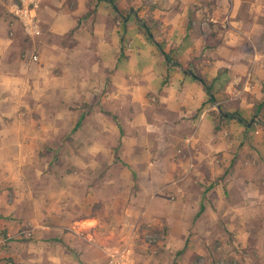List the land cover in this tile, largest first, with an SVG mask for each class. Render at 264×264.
Segmentation results:
<instances>
[{"label": "crops", "instance_id": "1", "mask_svg": "<svg viewBox=\"0 0 264 264\" xmlns=\"http://www.w3.org/2000/svg\"><path fill=\"white\" fill-rule=\"evenodd\" d=\"M201 1L205 0H118V7L126 9L132 4L141 8L142 13L146 12L144 8H151L153 25L157 23L154 26L155 39L163 49L171 53L181 67L196 65L203 75L214 80H221L224 72L231 83L227 89L231 101L239 99L240 111L247 114L254 106L248 102L250 96L257 100L264 98V3L260 0L213 1V17L219 20L224 13H229L231 28L222 34L216 48L205 50L207 37L199 28L202 7L198 11L195 8L202 6ZM43 4L47 31L54 38L53 41L47 39L39 47L40 63L36 72L30 70L33 68L30 61L0 59V189L12 190L15 196L14 203L7 204L0 195V228L8 237L17 233V218L24 217L28 205L34 204L38 211L44 202L42 199L49 194L44 187L37 186L35 180L43 174L36 167L39 158L36 154L46 146L45 134L37 135V145L31 140L27 143L29 125L18 114L19 105L16 103L18 99L22 101L23 96L18 87L28 86L31 80L39 83V87L53 81L44 90L48 93L52 88L58 95L54 131L58 135L61 127L70 130L75 141L65 146L71 154L67 162L85 168L87 177L95 176L104 161L113 164L117 160L126 164L127 154L132 162H136L141 153L160 157L161 147L176 146L178 122L188 128L197 126L198 140L213 145L215 151L219 149L215 141L212 144L215 138L205 130L213 125L212 117L204 112L197 122L193 120L208 100L204 87L194 78L193 72L180 73L169 68L159 49L143 35L137 16L129 20L125 33L124 28L121 32V27L111 24L115 10L109 0H44ZM23 29L21 23L0 19V58L4 52L16 49L17 36ZM123 33L130 43L123 44ZM26 67L29 77L24 75ZM248 77L253 80V85L237 90L235 84ZM150 93L160 96L165 106H171L172 97L173 103L177 104L178 118L166 129L156 125L157 120L165 116L147 109L146 98ZM78 97L87 101L100 98L103 110L96 111L92 106L95 110L87 121L75 117L71 107L73 99ZM69 98L72 104L69 103L71 107L67 111L61 106L63 102H69ZM104 111L119 121L110 120ZM125 129L129 135L121 141L120 136L126 135ZM81 130L87 132L88 137L79 140L76 134ZM118 133L120 150L111 144ZM161 135L168 136L167 140H162ZM260 150L264 156V141ZM100 156L102 162L99 163ZM166 158L169 162L170 158L174 161V150ZM152 166L150 162L151 169L146 174L152 178L161 177ZM77 185L60 188L61 194L65 198L75 195L77 200L74 202L86 208L93 201L88 204L90 198L83 196L84 192ZM159 199L160 195L154 201L157 203ZM65 213L69 217H64L62 211L37 213V220L51 218L56 230L49 235L39 233L34 242L22 247L20 255L9 256L15 262L20 257L21 264H105V257L100 252L85 247L75 234L63 231L65 226L74 225L78 233L83 228H92L96 222L75 220L71 212Z\"/></svg>", "mask_w": 264, "mask_h": 264}, {"label": "rangeland", "instance_id": "2", "mask_svg": "<svg viewBox=\"0 0 264 264\" xmlns=\"http://www.w3.org/2000/svg\"><path fill=\"white\" fill-rule=\"evenodd\" d=\"M43 1L38 10L39 33L30 36L24 24L11 12L17 0H0V19L21 23L24 28L16 35V49L4 52L0 59L30 61L33 73L40 63L39 47L47 39L53 41L54 38L47 31ZM213 1L215 0L201 1L202 6L195 7L197 11L202 7L199 28L207 37L205 48L210 45L216 48L221 42L222 34L231 28L229 13H224L219 20L213 17ZM260 1L264 3V0ZM115 2L119 6L118 0ZM122 8L120 7V13L113 11L115 16L111 24L121 27L123 32L124 19L129 22L132 17L137 16L138 21H147L156 37L154 26L157 23L153 25L151 8H144V13L141 8L132 4H128L126 9ZM12 33L15 36L13 31ZM126 41L127 44L130 43L127 35ZM208 55L211 56V53ZM173 58L178 61L174 56ZM173 65H170L172 71H186L187 74L191 71L195 76H202L213 87L216 103H211L208 97L193 120L197 122L204 112L212 117L213 125L205 130L208 134L211 133L210 137L216 139L212 144L215 141L219 149L215 151L213 145L209 146L198 140L200 137L197 126L188 128L184 123L178 122L180 129L175 133L178 140L176 146L161 147L160 157L142 155L140 152V157L132 162L128 160L130 157L127 154L126 164L117 160L113 164L104 161L102 168L92 177L86 176L85 168L67 162L71 154L65 146L75 141L70 136V130L61 127L58 135L54 131L58 95L52 88L48 93L44 90L53 81L47 82L45 87H39V83L31 80L27 83L28 86L18 87L20 93H23L22 101L18 99L16 102L19 105L18 114L29 125L27 143L31 140L35 144L37 135L45 134L46 146L36 154L39 156L36 167L43 174L35 180L37 186L44 187L49 194L42 199L44 202L38 211L34 204H29L28 210L23 213L24 217L17 218L19 229L14 236L3 235L4 230L0 228V264H21L18 261L20 257L15 262L9 255H20L22 247L34 242L39 233L49 235L56 230L57 226L51 218L37 220V213L61 211L64 217L68 215L65 212H71L75 220L96 222L90 229H78V233L74 225L65 226L63 231L75 234L85 247L100 252L105 257V264H264V156L260 150L264 141V106L260 105L264 98L257 100L250 96L248 102L254 106L245 114L240 111L239 99L231 101V95L227 92L231 83L224 72L218 81L203 75L196 65ZM27 70L28 67L24 75L29 77ZM252 85L253 80L248 77L240 84H235V88L244 89L245 86ZM146 99L149 104L147 109L165 116L160 117L156 125L166 129L177 120V104L173 103V97L171 106H165L160 96L153 93L148 94ZM68 101L63 102L61 108L67 110L73 102L71 108H74L75 117H83L84 121L92 115L93 110L101 111L103 108L98 97L88 101L78 97L72 102L69 98ZM92 106L95 109L92 110ZM235 113H239L244 119L243 124L229 118L230 114ZM104 115L114 122L119 121L113 115ZM125 131L126 135L120 136L118 133L111 140L113 148L117 149L119 136L122 141L124 136L129 135V131ZM76 135L79 140L88 137L87 132L82 130ZM160 138L167 140L168 136L165 138L161 135ZM121 146L120 144L118 148ZM146 149L149 150V147ZM127 150L128 153L129 149ZM172 150L175 160L170 158L169 162L166 157ZM100 159L101 156L99 163L102 162ZM150 162L153 164L152 169H157L161 177L152 178L146 174L151 169ZM134 172L137 174V181L134 180ZM77 175L80 177L77 178ZM76 185L84 192L83 196L90 198L88 204L93 201L86 208L74 202L77 200L75 195L65 198L61 194L60 188ZM4 191L0 189L3 201L7 204L14 203L13 191ZM159 195L160 199L156 203L154 199ZM97 204L100 207L95 211ZM202 205L205 209L200 213Z\"/></svg>", "mask_w": 264, "mask_h": 264}, {"label": "trees", "instance_id": "3", "mask_svg": "<svg viewBox=\"0 0 264 264\" xmlns=\"http://www.w3.org/2000/svg\"><path fill=\"white\" fill-rule=\"evenodd\" d=\"M110 3L113 5V9L117 12V13H120V9L117 5V3L115 2V0H109ZM134 13L137 14V11H135L134 9H132ZM125 21L124 24H125V32H126V29H127V24H128V21L126 19H124ZM140 20V28H141V31L143 32V35L147 38V40L149 42H151L154 46H156L160 53L164 56L166 62L171 65V64H174L173 66H179L181 67L180 63H178V61H175L172 54L171 53H168L166 52L163 47L161 46V44L156 41L155 37H154V33H153V30L152 28L149 26V24L147 23V21H145L144 19H139ZM122 42L123 44L126 42V34H123L122 35ZM215 46L214 45H210V46H207L205 48L206 49H213ZM171 68V67H169ZM186 72V71H185ZM194 77V75H193ZM197 81L200 82V84L204 87L208 97H209V101L211 103H216V97L214 95V92H213V87L211 85H208L207 81L202 77V76H195L194 77ZM260 106H264V100L262 101L261 105ZM105 114H108V115H111V113H108L107 111H104ZM221 117L222 114H221ZM229 118H233V119H236L238 120L240 123H244V119L241 117V115L239 113H235V114H230L229 115ZM133 176H134V180L137 181V174L134 172L133 173ZM100 205H96L95 206V211H97L99 209ZM204 205L201 206V210H200V213L204 212ZM199 213V214H200ZM186 246H188V242L186 244Z\"/></svg>", "mask_w": 264, "mask_h": 264}, {"label": "built area", "instance_id": "4", "mask_svg": "<svg viewBox=\"0 0 264 264\" xmlns=\"http://www.w3.org/2000/svg\"><path fill=\"white\" fill-rule=\"evenodd\" d=\"M42 0H17L13 4L11 12L25 26L26 32L30 36H35L39 33L38 10ZM117 255H113L116 258Z\"/></svg>", "mask_w": 264, "mask_h": 264}, {"label": "water", "instance_id": "5", "mask_svg": "<svg viewBox=\"0 0 264 264\" xmlns=\"http://www.w3.org/2000/svg\"><path fill=\"white\" fill-rule=\"evenodd\" d=\"M192 74V73H191ZM193 75V74H192ZM252 123H250L248 126L250 127Z\"/></svg>", "mask_w": 264, "mask_h": 264}]
</instances>
